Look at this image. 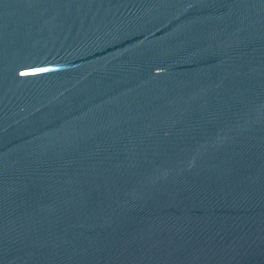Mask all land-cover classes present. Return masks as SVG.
Masks as SVG:
<instances>
[{
    "label": "water",
    "instance_id": "95a60500",
    "mask_svg": "<svg viewBox=\"0 0 264 264\" xmlns=\"http://www.w3.org/2000/svg\"><path fill=\"white\" fill-rule=\"evenodd\" d=\"M0 264H264V0H0Z\"/></svg>",
    "mask_w": 264,
    "mask_h": 264
}]
</instances>
